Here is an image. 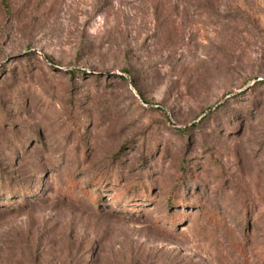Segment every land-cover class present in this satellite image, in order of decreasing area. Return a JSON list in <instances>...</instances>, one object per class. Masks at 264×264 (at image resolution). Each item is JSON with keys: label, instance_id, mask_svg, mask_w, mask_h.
<instances>
[{"label": "rangeland", "instance_id": "374dc122", "mask_svg": "<svg viewBox=\"0 0 264 264\" xmlns=\"http://www.w3.org/2000/svg\"><path fill=\"white\" fill-rule=\"evenodd\" d=\"M0 264H264V0H0Z\"/></svg>", "mask_w": 264, "mask_h": 264}, {"label": "water", "instance_id": "95a60500", "mask_svg": "<svg viewBox=\"0 0 264 264\" xmlns=\"http://www.w3.org/2000/svg\"><path fill=\"white\" fill-rule=\"evenodd\" d=\"M256 79H257V80H260L261 78L258 77V78H256Z\"/></svg>", "mask_w": 264, "mask_h": 264}, {"label": "trees", "instance_id": "16d2710c", "mask_svg": "<svg viewBox=\"0 0 264 264\" xmlns=\"http://www.w3.org/2000/svg\"><path fill=\"white\" fill-rule=\"evenodd\" d=\"M172 202V201H171Z\"/></svg>", "mask_w": 264, "mask_h": 264}]
</instances>
